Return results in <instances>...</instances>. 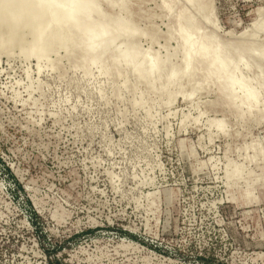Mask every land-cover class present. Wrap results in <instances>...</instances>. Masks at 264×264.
Wrapping results in <instances>:
<instances>
[{
  "label": "rangeland",
  "instance_id": "1",
  "mask_svg": "<svg viewBox=\"0 0 264 264\" xmlns=\"http://www.w3.org/2000/svg\"><path fill=\"white\" fill-rule=\"evenodd\" d=\"M94 2L93 24L134 28L94 65L63 48L51 64L0 54V264H264V0ZM187 16L230 58L251 48L235 76L255 100L211 52L171 103L112 60L125 40L182 66Z\"/></svg>",
  "mask_w": 264,
  "mask_h": 264
},
{
  "label": "bare ground",
  "instance_id": "2",
  "mask_svg": "<svg viewBox=\"0 0 264 264\" xmlns=\"http://www.w3.org/2000/svg\"><path fill=\"white\" fill-rule=\"evenodd\" d=\"M195 1L196 0H186L189 6L196 4ZM95 2L94 0H87L82 3L79 0H0V54H5L7 57H9L8 55L11 56L13 50L17 49L19 54H21L24 58L30 55H34L38 61H41V59H46L50 55V53H53L54 51L56 52L57 49L63 48L66 56L72 55L74 52L80 50L82 58L87 62V64L94 65V63H97L103 56V54L112 47V44L118 37H121L123 39H130L134 37L133 26L129 21H125L127 19L122 20L121 17H119L120 19H117L113 25H110V23L112 22H110L109 24L106 23L110 20H106V22L104 20H98L95 24H93L91 22L90 16L94 12H99L97 10V4ZM166 7L170 9L171 5L167 4ZM191 19V16H187L185 18L184 25L186 28L182 27L181 21H179L178 19V24L181 29L178 31L177 37L180 40L179 45L181 44L183 49L182 57L180 56L182 66L178 68L171 67L169 70H166L160 64V60H158V57L148 52V50L150 49H147L143 53H139V49L136 46V43L134 44L132 42V44L129 45L125 42V40L121 42L122 44L120 43V45H118V43L117 46L114 47L115 55L112 60H115L116 62L118 61L119 64L120 62H122L124 66L125 64L130 65L131 71L135 73L139 79L144 80L150 86H153L154 84L157 85L156 89L161 101L163 100L164 103H171L176 96H190L189 93L191 91L189 93H187V91L185 92L186 89L184 90V88L180 84V81L182 79L189 80L188 76L192 66L195 64V61L205 53L208 54V52H211L212 56L210 58V61H208L210 65L212 64L217 72L225 74L230 79L232 84L237 83L238 85H240L242 96L245 98V100H255L257 95V92L254 90L255 88L251 87V85H248L249 83L244 84V81L242 82L241 78L235 76V73L239 69L238 62L241 60V53L247 52L251 48L248 46L240 47L235 56V59L230 58L229 49H226L224 52H220V50H218L217 48V44H215V42H213L210 37L201 39L199 32H196V30L193 29ZM258 22L260 23V25L255 24L256 22H254L253 24L257 25V27H264L260 21ZM257 27L253 28L258 30ZM137 35H139V33ZM171 55H173V53H171ZM257 55L259 57L260 64L264 63V50H261ZM47 60L49 61L48 58ZM51 61H49L50 64ZM100 64L101 63H98V65ZM210 65L208 66L210 67ZM109 70L103 71L109 72ZM178 73L180 74L178 75ZM105 74L106 73H104V75ZM214 74H216V72ZM216 75L220 77L219 74ZM207 80L209 81V79ZM187 82H190V80ZM231 83L229 84V86L231 85ZM123 84H121V86ZM189 86L191 85L189 84ZM124 88L126 89V87ZM192 88L195 89L194 87ZM136 92L137 91H135V93ZM193 93L194 92L192 90V94ZM154 97L152 98L154 99ZM137 100L139 99L137 98ZM133 102H136V100ZM240 104H242V102H240ZM238 105H236L235 107H237ZM142 107L144 108V106ZM249 107L251 108V106ZM145 111L147 112V109Z\"/></svg>",
  "mask_w": 264,
  "mask_h": 264
}]
</instances>
